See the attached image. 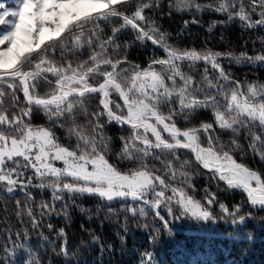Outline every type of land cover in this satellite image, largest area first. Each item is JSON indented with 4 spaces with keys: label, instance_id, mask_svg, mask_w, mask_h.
Returning a JSON list of instances; mask_svg holds the SVG:
<instances>
[{
    "label": "snow or ice",
    "instance_id": "obj_1",
    "mask_svg": "<svg viewBox=\"0 0 264 264\" xmlns=\"http://www.w3.org/2000/svg\"><path fill=\"white\" fill-rule=\"evenodd\" d=\"M7 3L14 6L8 7ZM159 3L160 0H148L146 3L143 0H0V191L13 193L17 189L24 191L33 186V177L23 179L25 171L31 168L34 176L41 180L35 186L44 187L43 181L46 178L51 180L53 200L63 199L62 193L65 191L73 195H96L108 202L130 197L134 201L142 200L148 206L147 209H129L134 217L146 215L147 211L159 209L163 205L167 207L168 215L175 219L189 216L197 221L214 220L212 212L200 201L188 195L183 188L174 187L161 176L155 175V171L143 163L150 157L160 159L154 149L160 154H171L177 160L176 150L186 149L195 155L203 168L210 171L214 169L220 180L225 181L230 188L243 189L253 206L264 209V173L237 163L231 150L217 147L219 137L214 135L212 123L181 130L174 120L177 115L190 116L200 109L211 110L219 129L229 130L234 136L245 133L250 137L249 148L264 160V83H245V93L241 90V82L232 80L231 74L219 65L217 58L220 53L206 52L201 55L194 49L181 51L167 44V34L160 31L151 17L145 15V9H151L154 4L158 7ZM133 4L135 10L127 15L128 6ZM192 8L197 12H218L226 15L228 21L238 18L246 28L264 26V0H213V3L204 5L196 0H176V10ZM254 13L260 18L253 20ZM114 17H120L123 23L120 28H114L106 40H101L100 21H110ZM191 22L198 23L196 20ZM216 23L224 21L213 22L209 31ZM129 27L137 33V40L141 43L151 41L153 45L163 48L165 58L153 57L146 68L135 65L131 74L128 69L120 68L121 63L126 62V56L123 61L113 60L109 49L114 52L119 49L120 45L116 43L118 33ZM66 40L73 50L85 46L93 48L94 45L98 50H94L88 60L77 63L75 67L71 62L66 66L57 65L47 58V53L69 47L65 44ZM235 59L237 62H261V66H264V53L255 57L241 53ZM201 60L210 63L213 70H218L219 76L209 78L208 69L205 68L202 77L205 83L198 84L181 71L178 62L189 61L191 67ZM155 65H160V68H155ZM49 73L55 77V89L46 94V98L40 97L34 90L42 79L51 84L47 75ZM99 77H103V82L95 86L89 83ZM177 78L182 82L179 88ZM166 80L171 81V87ZM4 84L12 90L10 95L14 108L19 102L16 90L21 86L27 107L10 115L3 107L6 95ZM212 89H215V94L211 92ZM113 92L123 101V106L115 104V111L110 107L114 103L110 99ZM196 92H204L205 99H197ZM94 93L101 95L103 111L92 114L96 123L90 132H85L79 126L69 129V135L77 138L76 147L72 150L59 145L49 128L30 123L35 107L43 110L49 120L59 121L67 116L75 124L73 114L78 108L84 107L83 98ZM218 96L222 99H217ZM174 100L179 103L178 110L171 107ZM163 107L169 109L166 115L161 111ZM104 115L108 123L115 121L120 126H130L131 136L121 137L123 147L117 155L121 160L142 161L137 168L122 171L109 162L110 138L103 134L104 125L99 120ZM24 117H29V122H25ZM60 126L63 127V124ZM160 126L163 132L168 133L170 140L164 138ZM257 128L259 131H255ZM149 132L155 138L154 141L149 139ZM201 132L208 137L206 147L201 144ZM231 144L240 147L236 139ZM51 161H62L64 166L55 167ZM187 163L181 162V167ZM165 168L166 175L171 172L170 180L176 179L172 161H168ZM69 177L71 182H66ZM188 179L183 182L187 183ZM156 182L159 184L158 191ZM188 186L191 187L190 184ZM169 190L172 194L166 195ZM149 193L153 194L151 200L147 199ZM25 197L31 202L32 197L27 191ZM173 201L180 206L179 216L174 214ZM214 202L215 196L209 194L208 204ZM17 206V217L23 219L26 215L32 228H39L41 220L30 203L23 206L26 212L21 209L19 201ZM220 207L234 224L245 223L248 218L240 215L239 209L230 211L224 204ZM54 211V206L42 203L39 217ZM155 215L167 229L169 221L159 211ZM48 227L52 229L53 226L49 224ZM124 231L128 232L126 225ZM59 234L64 236V230L60 229ZM15 237L13 239L9 233L10 243L6 242L2 246L5 255L0 264H16L20 252H24L27 257L25 264H32L30 247L22 242L29 238L28 231L17 232ZM119 238L123 242L126 236ZM93 243L100 245L101 251L104 250L105 245L99 237L93 236ZM111 247L107 245V248ZM56 255H69L66 244ZM140 264H153L152 253H143Z\"/></svg>",
    "mask_w": 264,
    "mask_h": 264
},
{
    "label": "trees",
    "instance_id": "obj_2",
    "mask_svg": "<svg viewBox=\"0 0 264 264\" xmlns=\"http://www.w3.org/2000/svg\"><path fill=\"white\" fill-rule=\"evenodd\" d=\"M143 2L146 3L148 0H143ZM196 2L204 5L213 3V0H196ZM7 4L11 5V3ZM134 10V4L128 6L126 14L131 15ZM145 15L151 17L159 26L160 31L167 34L166 43L173 48L181 51L194 49L201 55L206 52L220 53L221 55L217 58L219 65L225 72L231 74L232 80L241 82L242 91L247 92L246 87H243L245 83H264V66H261V62H237L235 59L241 53H247L251 57L264 53V26L246 28L238 18L228 21L226 15L215 11L197 12L194 8L178 11L176 0H160L158 7L154 4L151 9H145ZM259 18L257 13L252 15L253 20ZM193 20L198 23H192ZM186 21H188L187 25H185ZM219 21H224V23H216L209 31V26ZM122 23L120 17H114L110 21H100L101 40H106L108 36H111L113 29L120 28ZM87 34L86 32L85 35ZM116 43L120 45L119 49L114 52L110 48L109 54L113 60L123 61L126 56V62L121 63L120 68L124 65L132 67L139 65L141 68H146L153 57L160 59L166 56L163 48L153 45L151 41L143 43L138 41L137 33L130 27L118 33ZM65 44L69 47L49 51L47 58L57 65L66 66L71 62L75 67L77 63L88 60L94 50H98L96 45L93 48L85 46L73 50L69 41L66 40ZM229 53L232 55L229 56ZM178 63L181 71L190 75L198 84L205 83L202 81L205 68L208 69L209 78L219 76V71L213 70L212 65L206 64L203 60L195 62L191 67H189V61ZM155 66L160 68V65ZM108 70L111 69L108 68ZM47 75L51 84L42 79L34 90L40 97H45L55 89L53 83L55 77L50 73ZM102 79L103 77H99L90 80L89 83L93 84ZM180 83L182 82L177 78V84ZM20 87L18 86L16 90L19 102L14 108L10 95L12 90L7 84L3 85L6 93L3 107L10 115L12 112H19L21 108L27 107ZM205 91L208 90L205 89ZM211 92L215 94V89ZM195 96L199 100L205 99L204 92H196ZM100 98L99 93L88 94L83 98L84 107L78 108L73 114L75 124L67 116L59 121L49 120L43 110L35 107L32 110L30 123L33 126L44 125L49 128L59 145L72 150L76 147L77 138L75 135H69V129L79 126L85 132H90L92 125L96 123V118L92 114L103 111ZM110 99L114 102L110 105L114 111L116 110L115 104L123 106L118 94L113 92ZM217 99H222V97L218 96ZM172 108L179 109L177 105H173ZM168 110L164 107L161 109L165 115ZM24 120L29 122V117H24ZM99 120L104 125L103 134L110 138L107 155L109 162L119 169H126L127 166L138 167L142 161L121 160L117 155L123 147L121 137L131 136L130 126H120L115 121L108 123L106 115L100 116ZM174 120L180 128H199L202 123H212L215 129L214 135L219 137L217 147L223 146V150H231V155L237 162L264 173V160H261L259 155L249 148L250 137L243 132L234 136L229 130L219 129L214 123L211 110L200 109L190 116L177 115ZM61 124L63 127L60 126ZM160 127L162 131V126ZM162 135L169 137L168 133L163 131ZM200 135L201 144L207 146L208 137L202 132ZM233 139L238 141L239 148L231 144ZM153 151L160 155V159L150 157L143 163L147 164L150 170H154L155 175L161 176L174 187L183 188L188 195L200 201L212 212L214 220L197 221L189 216L175 219L168 215L167 207L163 205L159 209L147 211L146 215L134 217L129 209L133 207L137 210L141 207L147 209L148 206L144 205L142 200L134 201L130 197L126 200L114 199L108 202L96 195L87 193L73 195L65 191L62 193L63 199L53 200L51 180L46 178L43 181L44 187L35 186L39 185L41 180L34 176L31 168H28L23 179L33 177V186L24 191L17 189L13 193H7L6 190L0 191V260H3L5 255L2 246L6 242L10 243L9 233L12 234L13 239H16L15 233H23L27 230L29 238L23 239L22 242L30 247L32 264H140L142 254L146 252L152 253L153 264H264V209L258 205L253 206L243 189L230 188L225 181L219 179L216 172L198 165L190 150L177 149L178 160L171 154H160L155 149ZM168 161H172V170L176 173L174 180H170L171 172L166 175L165 165ZM183 161L188 163L181 167ZM186 178L190 179L184 183ZM69 181H71L70 177L66 182ZM156 183L158 191L160 190L159 184ZM189 184L191 187L188 186ZM25 191L30 193L31 202L27 201ZM171 194L170 190L166 192V195ZM209 194L215 196V202L212 204H208ZM152 198L153 194L149 193L147 199ZM17 201L20 202V207L25 212L27 209L23 206L30 203L38 219L41 220L39 228L33 229L26 215L23 219L17 217ZM42 203L54 206L55 211L39 217ZM221 204H224L230 211L239 209L240 215L248 217L245 223H232L231 218L222 212ZM172 208L175 216H179L180 206L175 201L172 202ZM156 211H159L160 215L169 221L167 229L155 215ZM222 216L225 218L221 219ZM49 224L53 226L52 229H49ZM125 225L128 228L127 233L124 231ZM60 229L64 230V236L59 234ZM93 236L99 237L105 245L103 251L100 245L93 243ZM120 236H126L123 242ZM20 242L17 241V243ZM65 244L69 255L67 257L56 255ZM109 244L112 245L110 249L107 248ZM26 258L25 253L20 252L16 257V264H25Z\"/></svg>",
    "mask_w": 264,
    "mask_h": 264
},
{
    "label": "rangeland",
    "instance_id": "obj_3",
    "mask_svg": "<svg viewBox=\"0 0 264 264\" xmlns=\"http://www.w3.org/2000/svg\"><path fill=\"white\" fill-rule=\"evenodd\" d=\"M6 6H8V7H12V6H14V5H10V4H6ZM155 68H157L156 66H154ZM121 68H125V69H128V71H129V74H131V71H132V69H133V67L131 66V65H124V66H122ZM157 69H159V68H157ZM166 83L169 85V87H171V82H169V81H167L166 80ZM181 86V83L180 84H177V88H179ZM245 92V91H244ZM246 93V92H245ZM173 105H177L178 107H179V103H178V101H176V100H174L173 101V103H172V105H171V107L173 106ZM164 108H166V109H168V107H164ZM40 126H43V127H45L44 125H40ZM46 128V127H45ZM143 131V130H142ZM148 134H150L151 135V133L149 132ZM147 134V135H148ZM148 137H149V139H151V140H153L154 141V137L151 135V136H149L148 135ZM164 138L165 139H170V137H165L164 136ZM52 163H53V165L55 166V167H59V168H62L64 165H63V162L62 161H51ZM134 168H137V167H133V166H127V168L126 169H120V170H122V171H126V170H128V169H134ZM69 182H71V181H69Z\"/></svg>",
    "mask_w": 264,
    "mask_h": 264
},
{
    "label": "water",
    "instance_id": "obj_4",
    "mask_svg": "<svg viewBox=\"0 0 264 264\" xmlns=\"http://www.w3.org/2000/svg\"><path fill=\"white\" fill-rule=\"evenodd\" d=\"M101 82H103V79L101 80V81H99V82H96V83H93L92 85L93 86H95V85H98L99 83H101ZM53 83L55 84V81H53ZM22 91V90H21ZM22 94H23V92H22ZM24 96V95H23ZM45 98H46V96H45ZM101 99V98H100ZM24 100H25V97H24ZM123 102V101H122ZM178 128H180L178 125H176ZM181 130H183V129H186V128H180ZM203 146V145H202ZM206 147V146H205ZM193 159H194V161L198 164V165H200L201 167H203L202 166V164H200L198 161H196V159H195V155L193 154ZM237 162V161H236ZM237 163H240V162H237ZM240 164H243V163H240ZM250 168V167H249ZM209 170V169H208ZM253 170V169H252ZM211 171H214L215 172V170L213 169V170H211ZM255 171V170H254ZM218 176H219V174H217Z\"/></svg>",
    "mask_w": 264,
    "mask_h": 264
}]
</instances>
